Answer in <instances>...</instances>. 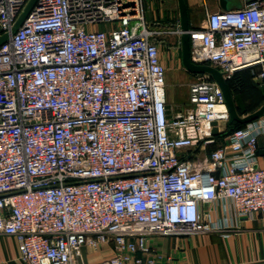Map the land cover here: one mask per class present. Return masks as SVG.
Returning <instances> with one entry per match:
<instances>
[{
  "label": "built area",
  "instance_id": "2783aa9c",
  "mask_svg": "<svg viewBox=\"0 0 264 264\" xmlns=\"http://www.w3.org/2000/svg\"><path fill=\"white\" fill-rule=\"evenodd\" d=\"M27 2L0 0V35ZM145 12L144 0H37L0 45V234L25 264H156L151 236L220 228L203 203L264 218V114L228 131L207 73L190 72L187 103L169 101L159 38L180 26ZM189 35L192 62L226 80L251 69L264 92V0L207 11Z\"/></svg>",
  "mask_w": 264,
  "mask_h": 264
},
{
  "label": "crops",
  "instance_id": "0c3cea01",
  "mask_svg": "<svg viewBox=\"0 0 264 264\" xmlns=\"http://www.w3.org/2000/svg\"><path fill=\"white\" fill-rule=\"evenodd\" d=\"M189 12L190 27H200L204 21L197 19V10H223L219 0H186ZM147 21L157 29H174L179 24V13L172 5L162 0H144ZM177 4V2H176ZM241 0H229L230 8H237ZM206 20V19H205ZM162 36L173 44L171 61L162 56L164 65H173V77L177 80L169 84L167 98L175 103H187L188 82L193 79L191 73L181 62L180 36L176 33L165 32ZM176 48L179 57H176ZM185 70L192 78L187 79L179 68ZM241 70L238 74H245ZM252 72V71H251ZM179 79V80H178ZM262 89V88H261ZM259 166L264 165V135L258 138ZM202 209L208 214L212 224L219 229L207 233H194L189 236H151L148 242L153 251L159 254L156 264H264V218L257 214L253 218L238 217L230 201L203 203ZM0 264H25L19 256L17 240L12 235L0 234Z\"/></svg>",
  "mask_w": 264,
  "mask_h": 264
},
{
  "label": "water",
  "instance_id": "95a60500",
  "mask_svg": "<svg viewBox=\"0 0 264 264\" xmlns=\"http://www.w3.org/2000/svg\"><path fill=\"white\" fill-rule=\"evenodd\" d=\"M37 0H28L11 29L0 35V45L9 39L10 35L13 34L22 24L27 14L34 6ZM178 13H179V24H180V51H181V62L186 70L193 73H207L211 78L219 85L223 94L225 103L229 113L228 126L232 122L248 123L264 114V102L256 110L240 115L236 109L233 94L227 80L223 77V74L214 66L209 64H198L194 63L190 59V19L187 8L186 0H176ZM219 3L223 10L231 9L229 7V0H219ZM213 131L216 133L217 128L214 127Z\"/></svg>",
  "mask_w": 264,
  "mask_h": 264
},
{
  "label": "rangeland",
  "instance_id": "374dc122",
  "mask_svg": "<svg viewBox=\"0 0 264 264\" xmlns=\"http://www.w3.org/2000/svg\"><path fill=\"white\" fill-rule=\"evenodd\" d=\"M167 3L168 5H172L177 13V4L176 0H162V2ZM187 3V2H186ZM197 19L205 22L206 16L202 8H199L197 10ZM203 22V23H204ZM102 26V25H101ZM166 36H161L160 39V51L162 56H166L168 61L170 60L172 63L173 57V44L177 45V42H169L165 38ZM176 57H179V49L176 48ZM181 69V67L179 66ZM175 71V67L173 65H165V78L167 83V88H169V84L176 82V78L173 77V73ZM182 71L183 74L187 79L192 78L190 74H187L185 70H179ZM179 80V79H178ZM191 81V80H190ZM231 84V91L233 94L234 102L236 109L240 115H245L247 113H250L254 110H256L260 105L264 102V94L262 92V89L258 83V80L255 78L254 73L251 71H246L245 74H236L232 76L229 80ZM189 83V82H188ZM223 140V137L219 139V142ZM103 251H99L96 253V255H102Z\"/></svg>",
  "mask_w": 264,
  "mask_h": 264
},
{
  "label": "trees",
  "instance_id": "16d2710c",
  "mask_svg": "<svg viewBox=\"0 0 264 264\" xmlns=\"http://www.w3.org/2000/svg\"><path fill=\"white\" fill-rule=\"evenodd\" d=\"M243 70L251 71V69H243ZM240 71H241V70H240ZM238 73H239V71L235 72V73L233 74V76L236 75V74H238ZM229 80H230V79H228L227 82H228V84H229V86H230V88H231V84H230ZM262 92H263V90H262ZM263 94H264V92H263ZM244 125H245V123L232 122V123L228 126V131H231V130L236 129V128H239V127H242V126H244ZM224 135H225V134H219V135L217 134V140H218V143H219V139H220L221 137L224 138ZM220 142H221V141H220Z\"/></svg>",
  "mask_w": 264,
  "mask_h": 264
}]
</instances>
